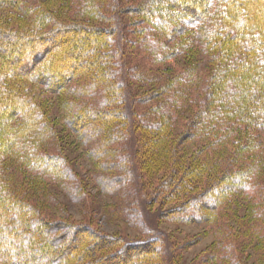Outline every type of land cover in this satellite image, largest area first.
Wrapping results in <instances>:
<instances>
[{"label":"trees","instance_id":"1","mask_svg":"<svg viewBox=\"0 0 264 264\" xmlns=\"http://www.w3.org/2000/svg\"><path fill=\"white\" fill-rule=\"evenodd\" d=\"M124 1L0 0V264H174V241L143 208L159 221L208 223L209 261L243 264L240 239L264 247V0ZM125 43L140 44L147 72L125 61ZM177 55L190 64L164 66ZM134 79L150 88L141 97ZM59 122L89 145L104 191L132 187L127 217L143 237L50 221L13 188L10 159L83 200L67 157L43 151L60 147Z\"/></svg>","mask_w":264,"mask_h":264},{"label":"rangeland","instance_id":"2","mask_svg":"<svg viewBox=\"0 0 264 264\" xmlns=\"http://www.w3.org/2000/svg\"><path fill=\"white\" fill-rule=\"evenodd\" d=\"M45 0H38L39 3ZM110 1V0H109ZM142 0H125L122 2V6L126 9L132 5L131 3H138ZM36 3V0H29V3ZM6 12L0 10V16L5 15ZM113 13V12H112ZM111 13V14H112ZM128 12L123 15L122 23L125 25V31L133 30L130 26L133 17ZM72 18V17H71ZM76 20H79L76 19ZM130 39L135 40V36H131ZM124 56L125 61L129 66L143 67L146 72V60L147 57L145 51L141 49L138 43H125ZM148 58V57H147ZM146 58V59H147ZM200 57H197L199 59ZM168 64H174L177 68H183L185 65L190 64L189 59L185 56L177 55L172 60H168L164 66ZM195 65V63H193ZM192 65V63H191ZM204 64L199 65L198 69L202 70ZM130 88L138 96H143L150 89L146 85L140 84L135 79L131 82ZM50 101V116L52 118L59 117L61 115V109L58 106L56 96L49 94ZM55 125L56 132L59 136V146L53 149L49 143L46 148L43 149L46 153H60L64 154L69 164L77 175V182H82L85 193L82 201H75L70 195H67L62 190L61 185L51 180H45V183L36 180V177H40L36 171H30L27 168H23L17 162V160L10 159L7 166L8 174L12 178L11 182L13 188L22 194V196L31 201L33 204L39 207L43 217L50 221L56 222H70L75 224H88L95 228L100 234H107L111 236L120 237L127 240H135L143 237L142 230L143 224L133 223L130 221L129 213L131 205L134 204V191L132 187L129 188V195H121L119 190L104 191L97 181V176L102 173V170L98 169L96 159H92L89 152V145H85L81 142L78 136L71 132V129L63 126L60 122ZM182 127L178 126L175 131H182ZM49 151V152H48ZM59 155V156H60ZM92 156V155H91ZM162 176L156 174L149 181V189L154 187L155 183L159 181ZM158 179V180H157ZM154 180V182H153ZM133 192V195H132ZM124 197V198H123ZM203 200L202 202H205ZM155 209L160 208V203H152ZM165 206H169L166 204ZM135 207V206H133ZM244 208L240 211V214H245ZM139 211L142 209L139 208ZM151 212H153L151 210ZM143 213L149 215L148 224L151 223L161 231L167 233L171 240L174 241V249L171 256L174 259V264H221L218 261H209L207 257L210 253L214 252L215 242L217 241L215 229H213L208 223H175L170 222L167 219L159 221L153 213H146L143 208ZM85 235V232H81ZM79 232L76 237L81 235ZM198 237V238H197ZM241 239L235 242L237 254L240 256L243 264H264V247H258L259 240L255 238V241L248 247H243L240 244ZM78 240L76 238H68L66 244L77 245ZM219 250V248H216ZM171 251V250H170ZM164 254V253H163ZM165 256L169 255V251H165ZM123 256H119L122 259Z\"/></svg>","mask_w":264,"mask_h":264}]
</instances>
